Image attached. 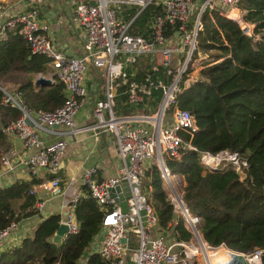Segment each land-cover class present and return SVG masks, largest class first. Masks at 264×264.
Here are the masks:
<instances>
[{"label":"trees","instance_id":"1","mask_svg":"<svg viewBox=\"0 0 264 264\" xmlns=\"http://www.w3.org/2000/svg\"><path fill=\"white\" fill-rule=\"evenodd\" d=\"M239 8L244 22L252 25L250 34L214 9L203 11L202 28L198 30L189 65L199 51L214 53L211 60L202 63L195 80L187 75L191 67L183 73L176 107L188 110L196 125L192 134L180 133L184 142L198 151L237 153L248 163L244 170L246 178L240 180L231 165L214 171L207 169L199 152L192 149L181 150L177 158L164 155L163 160L171 173L182 177L179 184L182 202L191 215L198 217L196 229L202 240L209 246L223 245L243 254L259 251L264 264V0H241ZM136 12L137 7L122 5L117 16L129 21ZM162 15V6L148 5L135 16L129 32L150 37L153 21ZM173 31L167 23L165 35L170 36ZM8 33L0 41V87L19 93L23 103L35 110L60 106L65 99L62 83L54 81L46 86L34 83L36 75H46L47 58L32 53L15 29ZM126 70L128 82H144L146 77L154 83L169 82L174 75H166L162 66L153 70L145 58ZM133 71L135 74L131 75ZM2 96L0 90V158L11 147L5 128L21 114L17 107L3 105ZM160 98L161 89L153 88L144 101L155 107ZM125 100V95L116 99L120 113H134L143 108L140 104L128 105ZM47 177L51 179L53 175L49 173ZM41 182L18 181L0 188V229L38 213L35 195L30 191L34 183ZM142 187L157 218L155 230L171 233L175 241L189 242L193 233L168 198L156 163L145 171ZM83 191L73 211L77 233L53 242L61 217L49 215L30 235L17 243H5L0 249V264H104L98 251L88 252L102 229V211L84 187ZM192 264L203 263L194 258Z\"/></svg>","mask_w":264,"mask_h":264},{"label":"built area","instance_id":"2","mask_svg":"<svg viewBox=\"0 0 264 264\" xmlns=\"http://www.w3.org/2000/svg\"><path fill=\"white\" fill-rule=\"evenodd\" d=\"M240 1H79L75 4L74 11L76 20L84 31V40L79 55L68 56L53 44L48 35L49 25L40 21L36 7L5 18L0 0V41L8 37L10 29H15L27 41L32 53L42 54L47 58L48 71L45 77L53 82L59 81L64 86V102L52 110L29 108L23 103L19 93L0 87L3 92L1 103L17 107L21 111L20 116L6 126L5 131L9 135H15L21 142L26 155L23 162L28 170L32 173L38 169L46 170L53 175L47 183L49 194L57 195L61 192L58 171L67 143L59 139L45 144L40 133L46 125L68 128L72 134H90L95 138L106 136L114 144L122 160L113 175L102 178L93 166L85 168L80 179L81 186L97 201L102 211L104 238L97 251L105 261L104 264H192L199 253L198 248L191 245V240L175 241L169 232L152 237L157 218L142 183L145 171L153 162L160 170L168 198L176 212L184 216L185 226L192 231L193 238L204 246L201 236L198 237L195 233L199 219L184 207L175 184L177 176L166 168L163 156L177 158L185 148L198 151L189 142H184L180 135L181 132L192 134L196 130L192 114L176 107L177 96L182 90L180 80L196 49L197 33L202 28L200 18L206 8L214 9L236 21L244 33H251L252 25L244 22L241 17ZM150 4L163 7V15L157 16L151 25L150 37L130 33V24L135 16ZM122 5L137 7L134 18L124 21L117 16L118 8ZM167 23L174 30L170 36L165 35ZM142 58H145L153 70L162 66L166 75L174 73L173 78L169 82L158 80L154 83L149 77L144 82H128L127 67L138 64ZM89 68L97 70L102 80L103 93L94 102L92 121L76 125L75 116L88 98L85 75ZM134 74L135 71L131 73ZM187 75L190 79H196L191 72ZM153 88L161 89V98L155 107L144 101L151 96ZM121 95L126 96L125 103L128 105H143L141 111L120 113L116 99ZM198 152L201 163L209 170L220 169L221 165H231L234 169L241 168L243 171L248 167L247 161L237 153L226 150L215 154ZM18 156L19 151L14 148L10 147L5 151L0 158V172L9 170L7 168L13 166ZM123 183L128 188L124 197L126 211H122L119 202L115 201L120 192H116L115 197L111 195L112 189ZM78 198L74 197L70 210L61 221L68 228L63 237L78 232L73 213ZM35 199V207L39 210L42 201L36 197ZM15 227L16 223H11L0 229V245L4 244ZM122 238L126 239L125 243H122ZM239 254L260 260L259 251Z\"/></svg>","mask_w":264,"mask_h":264},{"label":"crops","instance_id":"3","mask_svg":"<svg viewBox=\"0 0 264 264\" xmlns=\"http://www.w3.org/2000/svg\"><path fill=\"white\" fill-rule=\"evenodd\" d=\"M79 1L87 0H2L3 16L9 18L16 13L36 7L40 21L49 25L48 35L55 47L68 56H77L81 52L84 40V31L78 24L74 11V6ZM38 76L39 74L36 75L35 79ZM85 81L88 88V98L75 116L76 125L88 124L92 121L94 102L103 93L101 88L103 87L102 80H100L95 68L87 70ZM40 137L45 144L59 139H63L67 143L58 171L61 192L57 195L49 194L47 189V183L50 179L47 177L49 173L44 169H38L34 173L28 170L23 162L26 155L22 149L21 142L15 135L10 134V146L19 151V156L13 166L7 168L9 170L0 172V188L18 181L42 180L41 183H34L31 188L35 191V197L42 201V207L37 214L16 223V227L9 233L4 244L0 245V249L4 247L5 243H17L22 237L30 235L37 224L49 215L59 214L61 223L66 212L70 210L74 197H80L84 193L80 179L85 168L95 166L98 175L103 178L115 174L119 169L120 163L122 164L114 144L109 142V138L106 136L95 138L90 134H72L69 133L68 128H55L46 125L41 131ZM101 140L104 141V149H100L98 146ZM112 153L118 156L117 164L112 159ZM101 234H103L102 229L94 238L88 252L99 249L100 243L98 241ZM167 239L171 240L169 237ZM222 250L223 252H220ZM208 261L209 264H260L258 258H248V256H243L225 248H216V250L210 251Z\"/></svg>","mask_w":264,"mask_h":264},{"label":"water","instance_id":"4","mask_svg":"<svg viewBox=\"0 0 264 264\" xmlns=\"http://www.w3.org/2000/svg\"><path fill=\"white\" fill-rule=\"evenodd\" d=\"M35 85H41V86H46V85H50L53 83V81L45 76H42V75H39L35 81H34ZM55 128H58L57 125L54 126ZM99 148L100 149H104L105 148V145H104V141L101 140L99 142ZM106 153V152H105ZM218 168H211V170H217ZM236 171V174L239 176L240 180H244L246 178V173L245 171H243L241 168H237L235 169ZM123 191V192H122ZM116 192H120V194L117 196V198H115V201L116 202H119L121 208H122V211H126V202H125V195L127 194L128 192V188H127V185L126 183H123L121 184V186H116L115 188L112 189V193L111 195L113 197H115V193ZM68 228L66 226V224L64 223H60L59 224V227L57 229V231L55 232L54 236L52 237V241L53 242H60L62 239H63V236L64 234L67 232ZM195 233L197 234L198 237H200L199 233L197 230H195ZM104 238V234H101L99 236V243H101V241L103 240ZM202 239V238H201ZM122 243H125L126 242V239L125 238H122ZM86 257V255H84V258ZM206 264H209V261H208V257H206ZM129 264H133L132 262H128Z\"/></svg>","mask_w":264,"mask_h":264},{"label":"rangeland","instance_id":"5","mask_svg":"<svg viewBox=\"0 0 264 264\" xmlns=\"http://www.w3.org/2000/svg\"><path fill=\"white\" fill-rule=\"evenodd\" d=\"M213 51H209V52H207V53H203V52H201V51H199L198 52V54H197V57L192 61V63L188 66V67H191V73H192V76H193V78H197V76H198V70L201 68V66H202V63H204V61H207V60H211L212 59V55H213ZM111 148H113V146H111ZM112 159H113V161H114V163L115 164H117V159H118V156L115 154V153H112ZM222 164H224V162L222 163ZM225 166H227V165H221L219 168H223V167H225ZM177 176V178L175 179V184H176V187H177V189L179 190V191H181V186L179 187V184H180V178L181 177H179L180 175H176ZM165 186V185H164ZM165 189H166V186H165ZM167 191V190H166ZM168 192V191H167ZM103 231V230H102ZM158 234H159V232L158 231H156L155 230V228H153L152 229V237L154 238V237H157L158 236ZM191 241H192V243H191V245H195L197 248H198V254L196 255V257L195 258H197V260L198 261H200L201 263H203V264H206V257H208V255L206 254V253H210V251H214V250H216V248H219V249H221V248H225L226 249V247L225 246H223V245H220V246H217V247H212V246H209V245H207V243L206 242H204L203 241V243H204V246H203V244H200L199 243V240H197V239H195V238H191ZM204 247V248H203ZM178 249H180V248H178ZM225 251V250H224ZM221 252H223V250L221 251ZM204 254H206V255H204ZM234 255V254H233Z\"/></svg>","mask_w":264,"mask_h":264},{"label":"bare ground","instance_id":"6","mask_svg":"<svg viewBox=\"0 0 264 264\" xmlns=\"http://www.w3.org/2000/svg\"><path fill=\"white\" fill-rule=\"evenodd\" d=\"M221 252V251H220ZM208 255V253H206ZM220 258V257H219ZM218 259V258H217ZM221 262V261H220Z\"/></svg>","mask_w":264,"mask_h":264}]
</instances>
